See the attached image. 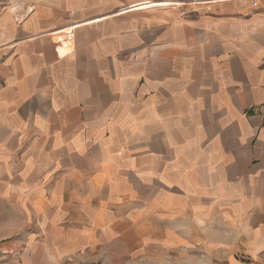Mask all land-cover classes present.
<instances>
[{
    "label": "crops",
    "instance_id": "0c3cea01",
    "mask_svg": "<svg viewBox=\"0 0 264 264\" xmlns=\"http://www.w3.org/2000/svg\"><path fill=\"white\" fill-rule=\"evenodd\" d=\"M196 1L0 0V264H264V0Z\"/></svg>",
    "mask_w": 264,
    "mask_h": 264
},
{
    "label": "rangeland",
    "instance_id": "374dc122",
    "mask_svg": "<svg viewBox=\"0 0 264 264\" xmlns=\"http://www.w3.org/2000/svg\"><path fill=\"white\" fill-rule=\"evenodd\" d=\"M164 252L160 256L149 257L154 258L152 261L147 260L138 264H239L235 263V259L226 258L223 254L215 251H208L202 246L187 250L182 247L174 253Z\"/></svg>",
    "mask_w": 264,
    "mask_h": 264
},
{
    "label": "built area",
    "instance_id": "2783aa9c",
    "mask_svg": "<svg viewBox=\"0 0 264 264\" xmlns=\"http://www.w3.org/2000/svg\"><path fill=\"white\" fill-rule=\"evenodd\" d=\"M196 3H202V1H196ZM73 28H67V29H60L54 32L56 44L63 45L64 43H68L72 41L74 34L72 33Z\"/></svg>",
    "mask_w": 264,
    "mask_h": 264
}]
</instances>
